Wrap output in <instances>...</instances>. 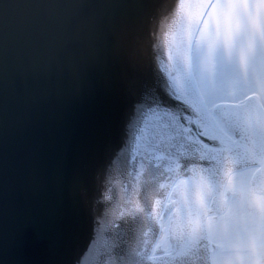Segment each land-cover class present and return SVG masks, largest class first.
Instances as JSON below:
<instances>
[{"label": "snow or ice", "instance_id": "1", "mask_svg": "<svg viewBox=\"0 0 264 264\" xmlns=\"http://www.w3.org/2000/svg\"><path fill=\"white\" fill-rule=\"evenodd\" d=\"M12 138L58 153L49 264H264V0H25L0 207Z\"/></svg>", "mask_w": 264, "mask_h": 264}, {"label": "water", "instance_id": "2", "mask_svg": "<svg viewBox=\"0 0 264 264\" xmlns=\"http://www.w3.org/2000/svg\"><path fill=\"white\" fill-rule=\"evenodd\" d=\"M24 3L25 0H0V5L4 6L0 7V17L18 16ZM57 161L58 153L52 149L33 171L32 165L21 162L15 138L10 140L7 191L0 207V234L6 244L7 264H38L40 258L35 260V254L44 249L54 235L56 220L52 207ZM21 232L23 243L19 242Z\"/></svg>", "mask_w": 264, "mask_h": 264}, {"label": "bare ground", "instance_id": "3", "mask_svg": "<svg viewBox=\"0 0 264 264\" xmlns=\"http://www.w3.org/2000/svg\"><path fill=\"white\" fill-rule=\"evenodd\" d=\"M161 38H163V37H161ZM55 225H56V223H55ZM54 230H55V227H54ZM53 234H54V232H53ZM50 242H51V240H50ZM50 242L47 245H45L44 249H41L39 251V253H37L40 257L37 254H35V260H37V258H40V262L38 264H49V262L51 260Z\"/></svg>", "mask_w": 264, "mask_h": 264}]
</instances>
